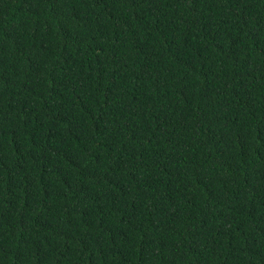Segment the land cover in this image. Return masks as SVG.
I'll return each instance as SVG.
<instances>
[{"label": "trees", "instance_id": "16d2710c", "mask_svg": "<svg viewBox=\"0 0 264 264\" xmlns=\"http://www.w3.org/2000/svg\"><path fill=\"white\" fill-rule=\"evenodd\" d=\"M0 264H264V0H0Z\"/></svg>", "mask_w": 264, "mask_h": 264}]
</instances>
